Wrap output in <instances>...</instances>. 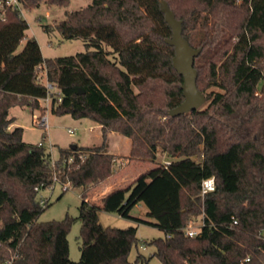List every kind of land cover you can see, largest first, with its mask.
Masks as SVG:
<instances>
[{
	"label": "trees",
	"instance_id": "obj_1",
	"mask_svg": "<svg viewBox=\"0 0 264 264\" xmlns=\"http://www.w3.org/2000/svg\"><path fill=\"white\" fill-rule=\"evenodd\" d=\"M18 1L24 11L68 7L72 0ZM165 1L182 21L184 38L202 48L195 68L206 103L176 117L170 111L184 101L183 77L173 67L175 50L166 43L172 30L160 0H92L42 24L47 34L85 43L84 52L57 58L43 57L38 41L26 36L21 10L0 0V264H149L141 253L129 261L137 227H104L100 212L162 231L145 242L161 264L246 258L245 264H264V0ZM43 72L56 89L52 113L98 123L101 145L61 148L52 161L46 146L23 141V128L10 129L13 107L46 114ZM111 132L130 139L128 155L108 152ZM161 154L171 158L168 165L158 163ZM118 157L155 167L100 203L89 201L94 188L117 174ZM210 177L216 188L203 197L202 181ZM55 179L67 190L83 189L78 262L67 241L76 218L39 222L50 206L41 204L39 191ZM139 203L151 221L131 216ZM199 218L201 232L189 237L186 229Z\"/></svg>",
	"mask_w": 264,
	"mask_h": 264
},
{
	"label": "rangeland",
	"instance_id": "obj_2",
	"mask_svg": "<svg viewBox=\"0 0 264 264\" xmlns=\"http://www.w3.org/2000/svg\"><path fill=\"white\" fill-rule=\"evenodd\" d=\"M92 0H72L68 7H58L41 5L39 8L32 10H24L23 17L28 22L29 28L26 31L27 38H35L41 48L42 55L45 58H57L74 56L86 50L85 43L82 40H64L60 34H47L42 29V24L52 25L56 21L64 19L67 11L80 10L83 7L91 4ZM26 44V39L18 48L20 52ZM41 75H43L41 73ZM45 82V76L43 75ZM213 91H217L214 89ZM42 108H46L47 112L42 115L39 110H33L30 107H13L10 110V117L14 118L15 127L23 128V141L27 144L38 145L45 144L48 151L52 155V161L58 159L59 150L61 148H70L72 145L81 147L99 146L103 142L101 126L91 119H74L70 115L58 116L51 111V99H42L40 101ZM204 106V105H203ZM35 116L47 117L48 128L41 127L36 123ZM11 129V130H12ZM46 137V138H45ZM131 141L126 136L111 132L107 138V150L116 156L129 154ZM171 161L166 154L159 155L158 163L163 164L164 161ZM125 162L118 157L115 167L118 170L117 174L94 188L89 196H96L103 187L109 182H115L118 186H125V178H135L140 173L155 167V164L150 162H133L128 167L120 164ZM130 180V179H129ZM82 188L70 187L63 191L62 185L56 183L53 188L40 190L38 196L48 200L50 206L43 212L39 218V222L48 223L51 221H61L67 216L76 218L70 232L67 235L69 244V257L72 261L78 262L81 258L80 251V229L81 222L79 217V206L82 201ZM147 208H133L131 211L132 217H137L142 220L151 221L146 214ZM100 222L104 227L113 228H128L129 226L137 227V237L139 243L133 246L129 256V261L133 262L138 253L150 258L149 264H161L160 260L152 255L155 252L153 246L147 245L145 242H150L163 236V232L159 229L145 223H137L136 221L124 218L116 213L100 212ZM192 224L193 227L200 228L202 224L201 218L197 219Z\"/></svg>",
	"mask_w": 264,
	"mask_h": 264
},
{
	"label": "water",
	"instance_id": "obj_3",
	"mask_svg": "<svg viewBox=\"0 0 264 264\" xmlns=\"http://www.w3.org/2000/svg\"><path fill=\"white\" fill-rule=\"evenodd\" d=\"M160 9L172 30V37L167 39L166 43L174 47L175 50L172 60L173 67L183 77L184 101L170 111V115L176 117L198 110L206 103V95L197 87L198 73L195 68V59L201 54L202 48H193L184 38L182 21L176 18L165 0H160ZM82 93V89H79V94ZM72 147L76 148V145H72Z\"/></svg>",
	"mask_w": 264,
	"mask_h": 264
},
{
	"label": "built area",
	"instance_id": "obj_4",
	"mask_svg": "<svg viewBox=\"0 0 264 264\" xmlns=\"http://www.w3.org/2000/svg\"><path fill=\"white\" fill-rule=\"evenodd\" d=\"M233 1L236 4L240 5V4L244 3V2H250L251 0H233ZM6 5L10 6V7H13L14 9L21 10V13L23 14V10H22L21 5H20L18 0H6ZM42 74L45 76L44 72ZM43 75H41V74L39 75V81L43 82L45 84V86L47 87L48 97L46 99L49 100L50 99V94L55 92L56 89H55V87L52 84H50L47 81L46 76H45V80L46 81L45 82L43 81ZM35 119H36V123L39 126L48 128V118L47 117L35 116ZM40 145H43V144H40ZM169 163H170V161L164 162V164H166V165H168ZM54 181H55L54 185L56 183H58L57 179H55ZM54 185L51 188H53ZM67 187H68L67 185L62 186V190L63 191L67 190ZM215 188H216L215 178L214 177L206 178V179H204L202 181V184H201V195L204 197L206 194H208L210 192H213L215 190ZM46 202H48V200L41 198V204L42 205H45ZM234 223H236V221H234ZM202 226H203V222L200 225V228L193 227L192 224H191L186 229V234L189 237H195V236L199 235V233L201 232ZM249 260H250V258H246L245 261H243L241 264H245Z\"/></svg>",
	"mask_w": 264,
	"mask_h": 264
},
{
	"label": "crops",
	"instance_id": "obj_5",
	"mask_svg": "<svg viewBox=\"0 0 264 264\" xmlns=\"http://www.w3.org/2000/svg\"><path fill=\"white\" fill-rule=\"evenodd\" d=\"M44 57V56H43ZM45 58V57H44ZM15 124H12L11 126H10V129H12L11 127H13ZM43 145L45 146V144L43 143ZM48 148V147H47ZM110 153V152H109ZM113 154V153H112ZM115 155V154H114ZM126 155H128V154H126ZM122 160V159H121ZM166 161H168V160H166ZM166 161H164V162H166ZM131 164H133V162H128V161H125V162H122L121 164H120V167L123 165L124 167H128V166H130ZM143 172V171H142ZM142 172H139L140 174L142 173ZM139 174V175H140ZM138 175V176H139ZM138 176H136L135 178H125V182L127 183L126 185H128L129 183H131L133 180H135ZM112 178V177H111ZM110 179V178H109ZM109 179L107 180V181H105V182H108L109 181ZM130 179V180H129ZM104 184V183H103ZM125 185V186H126ZM118 187H124V186H118V184H116L115 182H109V183H107L104 187H103V189L96 195V196H89V198H88V200L89 201H91V202H93V203H100V201H101V199L107 194V193H109L110 191H112L113 189H115V188H118ZM143 206H144V204H142V203H139V204H137L136 206H135V208H143ZM146 213H147V211H146Z\"/></svg>",
	"mask_w": 264,
	"mask_h": 264
}]
</instances>
